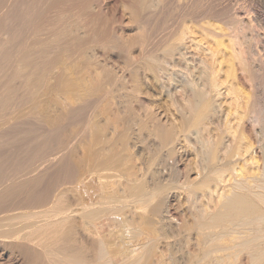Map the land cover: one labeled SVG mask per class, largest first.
Here are the masks:
<instances>
[{
	"label": "rangeland",
	"instance_id": "374dc122",
	"mask_svg": "<svg viewBox=\"0 0 264 264\" xmlns=\"http://www.w3.org/2000/svg\"><path fill=\"white\" fill-rule=\"evenodd\" d=\"M2 1L6 2V0ZM2 1L0 0V5L3 6L4 4L5 9L0 11V19L5 20L11 14V22L13 21V18L14 21L11 23L9 17L7 18L8 21L6 19L3 22L5 23L7 21L5 25L7 24L8 27L10 25H14V28L11 26L10 27L16 30L15 27H17L18 20L15 22L14 14L12 16L11 12L17 10L16 8L18 7L20 8L22 4L24 5V3L18 2L16 0L18 3H12L14 10L10 9V11H12L9 14L7 11H9V8H12L9 6L10 0L6 3H3ZM167 1L92 0L93 8L95 7L93 9L95 22L94 20L92 21L94 24H97L95 25V28H100L101 32L97 30V28L95 29L94 26H91L94 25L91 20L90 22L92 24L89 22L87 23L89 24L88 27H86V23L84 26L83 23L86 20V15L81 13L83 16L80 17L81 14L78 16V12L76 10L74 12L75 15L70 17V21L72 26H76L77 24L79 26V24H82L79 27L84 26L87 28V30L89 27H92L89 29V31H87L85 28L84 29L86 32H90V34L93 31L92 35L98 34L99 36L93 35L91 37L89 34L91 37L90 39L89 35L86 36L85 34L87 37L86 38L83 34L84 32H82L84 31L82 30L83 27L78 28V30L80 29V33L77 32L78 30L68 33V36L65 37L66 40H64L67 41L71 36L68 40L69 42L67 41L69 44L67 43V47H65V41L62 44L64 49L67 50L59 48L58 50L60 51L56 50L57 53H51V56H49V58L46 60L47 66L45 65V69L43 67V70H33L34 73H36L34 74L32 71V74L28 75L32 76V78L29 77L30 79L28 80L24 77H21V79H13L14 75L11 72V70L14 71L12 65L13 57L11 59V56L5 58L0 56V65L3 62V68L0 66L2 75H4L3 73L5 72V74L7 73L5 75L6 77L4 76V78H6L5 80L8 79L10 83L15 81L14 83L10 84V89L13 91L11 90L12 92L9 93H12V96H14L13 102L15 99L17 100H15L14 103L12 102L13 104H10L12 107L8 105L9 107H4L2 110H0L2 113L0 114V127L1 124L3 125V128L6 127L5 129L2 127L0 128V134H2L1 132L4 134H2L3 137H0V147L2 148H0V161H3V158L6 160L9 153H13L15 156L17 154L16 157L19 158L26 157L27 152L36 145L38 146L39 144L49 141L48 143L52 144L53 146L51 152L48 153H55V156L52 158L51 156L53 155L50 154V156L47 153L50 157L46 154V158L44 159L46 160V163L43 165V160L40 169L42 167L44 168L41 170L39 169V171L45 173V171L50 168H48L49 164H47L48 162L50 163V161V166L53 164V166L55 165V168V162H58L59 160L57 155L60 154L59 156H61V154L63 155V152L66 154L67 149L68 152L69 149L73 150L72 155L73 162L75 164L74 166L78 168L76 171V175L78 172L77 177L75 176L76 178L73 180L58 184L55 188L56 191L54 192L55 196L57 197L56 201L63 209H69V214H71L69 218L73 220H69L68 222V219H66L63 224L65 227L62 226V230H60L61 228H58V230L56 229V231H52V233L50 231L38 230L40 227H36V225L33 226V223H45L46 221L44 222L43 220L49 218L47 214H51L54 210V207L52 208V206H49L53 203L45 204L40 207L37 206L16 211V213H13L8 220L0 224V264H208V258L206 256L207 247L205 239H203L207 232L205 230L206 226L204 223V217L206 216L205 214L207 212L209 213V211H211V206L213 203H215L214 197L210 191H213V189L216 188L215 186L217 182L215 178L216 176L212 178L208 173L214 174L216 172L215 175L217 174L218 169L216 170V168L219 167L223 157L226 156L228 151L230 152L234 149V144H230V139L233 137L229 135L227 141V136L224 135L228 134L225 131L223 135L225 138L222 135L216 134L220 131V128L221 133L219 132V134H222V130L224 129L222 128V124L223 127H225V119H223V116L225 115L224 117H226L227 114V106L225 108L224 104H220V101H222L221 98L213 97V100L210 98L209 102L212 101L217 103V101L220 100L218 102L219 104H217L221 107H224V110L222 108V110L220 109L222 112L219 110L220 107L218 105L217 106L219 108H216L214 105L215 103H213L215 108L212 105L209 106V102L206 104L208 105V108L211 107L216 109V111L219 110L220 112H216L211 108L208 110L207 108L208 111L211 112V110H213L214 113H212L213 111L211 113L206 112L207 110L205 111L204 109L201 110L203 112L202 114L201 111L197 113L192 109L191 103L196 101L198 94L196 95V91V93L193 92L194 95H192L193 93L191 92L195 90H191V88L198 90V93L200 92L199 94H201L202 91L204 92L207 90L205 85L206 82L203 84L205 81V76L203 77V73H205V67H201L203 64H205V58H203L204 56L200 49L190 45H188V48H186L187 44H183L177 36L174 38L172 37L179 29V22H176L175 24V11H172L174 10V6L177 7V4H175V0ZM172 1H175V3L173 4ZM202 1L204 2V0ZM213 1L218 4V9H222L221 7L226 3L223 6V10L221 11H228L229 9L230 11L233 10L230 13L233 15L234 12V17L228 13L229 11L227 12L228 15L225 13L226 11L223 12L227 15V20H229L228 16L235 19L238 18L246 25V31L252 30L249 33L244 32L246 35L243 33L245 37L247 35L248 37L252 36V38L249 37L250 41L247 40V37L246 39L245 37L241 38L240 36L239 39L241 40V44L245 43L246 41V43L242 45L244 50L247 51V48H250L247 51L248 53L245 51V58L246 63L250 65V68L252 67V72L255 70H253V68L256 67V69L258 68L257 70L261 69L260 72H258L261 76H264L262 72L264 71V65H261V63L264 64V0H237V2L236 0H205L204 3L207 2L209 5H213ZM220 1L223 3L220 4ZM164 2L167 5H162ZM170 2H172L174 5H172L173 8H168L171 7L169 6L171 5ZM42 3L39 4V8L41 7L42 9H47L46 6L48 4L45 2L43 4ZM16 4H18V6ZM213 6H215L213 10L215 12L217 6L215 4ZM225 6L228 9H225ZM6 7L8 9H6ZM142 7H145L144 11L147 10V12H145V18L147 17V13H151L149 14L150 16H148L150 17L149 20H152L151 22H149V20H146L147 23L145 22V14L142 15L144 13ZM165 7L168 8V11L165 9ZM169 9H172V12ZM3 10L7 11L2 12ZM149 10H151V12H149ZM164 11L165 14L169 13L172 18L170 19L169 15L164 16ZM55 12L57 13V10L51 9L49 10L48 15L50 14V16L54 17ZM138 12L141 14V17L143 16L142 18L144 19H142L140 15H137ZM155 12H157V15L154 14ZM5 13L9 16H4L3 14ZM172 13H174V15ZM219 14L220 11L216 15V19H213L215 16H211V18H205V22L202 19L204 23L207 22V25L201 23V19H198V21L194 20L196 23L191 21L188 24L190 27L191 24H196V26L193 25V28L191 27V29L195 32L197 28L202 26L200 27V31H202L205 30L203 26L207 27L210 25L212 27L213 23L216 22V25H219L222 21L221 18H223L222 16L219 17ZM246 14L249 15L248 18L251 16L252 19L250 18L248 20V18H246ZM241 15L242 17H240ZM1 16H3V18ZM167 16L168 18H166ZM160 18H163L162 20L166 22V24L168 19L171 22L173 21V23L169 22L170 24H167L168 26L170 25L169 29H166L168 26L166 24L164 25V22L161 21ZM165 18L167 19L166 21L164 20ZM208 18L212 19L213 23L210 19V21H206ZM217 19L218 21H214ZM63 20L61 21L62 24L65 22H63ZM153 21L155 23L157 22V26L160 23V25H164L166 28L164 29V26L159 25V30V27L157 28V26H154L155 23H153ZM199 21L201 24L198 27ZM223 21L220 25H223L224 27V24L226 26V22L224 21L225 23L223 24ZM249 21L254 22L252 26L250 25ZM43 24L44 22L42 25ZM145 24H149L147 27H150L152 24L151 28H156H147L145 27ZM227 25H229L228 21ZM247 25L249 27L251 26L252 28L250 27V29H247ZM25 26L27 27V25H23V27ZM28 26L30 25L28 24ZM45 26L43 25V28H45ZM10 27L7 28V31L3 30L4 33L1 31L0 51L11 49L9 52H13L12 48H10V44L12 43L11 41L13 40L11 38V41L9 40V34L11 30ZM144 27L145 29H143ZM211 27H207L206 30ZM228 27L229 26L224 28L227 29ZM260 28L262 29L260 30ZM31 29V26L29 29L28 27L23 29L25 33L24 35L27 37L25 38L26 41L29 40L27 43L32 41V39L31 41L29 39L33 37V34L30 31ZM146 29H150L152 32L149 31L148 33V31L146 32ZM157 29L161 33L157 32ZM105 30L106 32L104 33ZM154 30L156 33L154 32V35L150 37ZM253 30L257 34H254ZM12 31L13 30H11V32ZM26 31L28 32L26 33ZM44 31H47V34L45 35L44 32V35L42 34L41 36L46 38L50 35V33L48 34V29L46 28ZM162 31H164L166 34L169 33L168 36L170 35V39L173 38L174 41L171 39L172 42H169L170 39L168 40V38H165L168 36ZM200 31L199 35H201L203 32ZM7 32L9 34H7ZM13 33L14 32L11 33V37ZM2 34L9 36L5 37L7 38L6 41L4 40L5 38H2L4 37ZM158 34H161L159 35L161 40ZM78 35L82 36L83 38L85 37L86 39L84 38V40L86 41H81L83 39L82 37L80 39ZM162 35L165 36L162 37ZM184 36L185 35H183V37ZM77 37L80 39L81 43L83 42L82 44L77 43L80 42ZM74 38H77V41H75ZM145 38L147 39L144 40ZM163 38L166 40L164 39L163 41ZM153 40H157L155 47H153V43L151 44V42H155ZM175 40L178 42L180 41V43L178 44V42H175ZM257 40L258 42H256ZM9 41L11 43H9ZM248 42L252 43L253 46L251 44H247ZM14 43L11 45V47H14ZM158 43L162 44L158 45ZM162 45H166V48ZM180 45L183 46L181 47ZM160 46L161 48L163 47V49H161ZM179 46L181 47L180 50L182 49L186 52L183 51L179 53ZM150 47L152 49L156 48L154 49L156 52L152 51ZM189 47H192L195 50L197 49L198 51H193L192 48L190 49ZM158 48L159 50H157ZM148 49L151 50L149 54H147L149 59L153 60L152 57H154V61H152L153 64L150 62L148 57H146V53H148L146 51H149ZM188 49L190 52H193L192 58V55H189L191 53ZM188 52L189 54H187ZM251 52L254 55H251ZM153 53L155 55H153ZM255 54H257V57ZM50 57H52V60H49ZM186 58L188 59L189 64L187 63ZM196 58L197 61L194 60ZM53 59H55L54 62ZM192 59L194 60V63H192L194 66L190 65L193 61ZM3 60H5L7 63L11 61V67H9L10 63L7 64ZM48 61H52L53 63L50 62V65H48ZM200 63L202 65H200ZM6 64L8 65V68L4 66ZM237 64L234 65L235 68ZM195 66L199 67L195 68L196 71L192 68ZM5 68L7 71H4L6 70ZM30 68L23 66L22 71L25 70L28 74L29 71L32 70V68ZM233 68L229 70L232 71ZM238 68H241L240 65ZM238 68L233 70V73L237 71L236 75L234 74V76L229 70V73L227 72V75L231 74L228 77L229 79H231V76L236 77L235 80L232 77V81L243 79L246 75ZM198 69H202L203 72L201 71L202 73L199 74L200 71L197 72ZM224 69L226 70L227 68ZM240 71H242V74L239 73ZM9 72H11L10 75H8ZM194 73H196V75L199 74L202 76L200 77L198 75L200 79L204 78L203 80H199L198 84L197 81L199 78L198 76L196 77ZM224 73L226 72L224 71ZM254 73L255 75L257 74V76H259L257 72ZM23 74L26 75L24 72ZM2 75L0 72V76L2 77V79H0L4 80ZM12 75L13 77L11 80V77L9 76ZM224 75L223 78L225 79L226 75ZM190 80H194L196 83L194 81L189 82ZM4 81L0 82V88L2 84L8 82ZM25 81H27L28 84ZM24 83H26L27 86H25ZM185 83L190 87V89L184 85ZM180 84L185 87L181 86ZM194 84L195 86L200 85V89L202 88V85H205L204 89L206 90L202 89L201 91L198 89V86L197 88L194 87ZM29 85L32 86L30 87ZM17 87L21 91L17 90ZM247 87L249 88V86H246L245 88L247 89ZM28 89L29 91L27 92ZM247 91L249 92L248 89ZM212 102H210V104H212ZM84 106H86L84 114L82 113L75 123H66V125L64 123L65 129L63 127L59 138L62 137L64 139L65 136L64 140L69 141L63 144H66L65 146L69 147H66V149H64L65 151L63 152L56 153L55 151L58 150L55 149H59V147L56 148L58 144L57 142L55 143L50 139L52 138L51 135L54 136V134H57V132L52 130L53 127L49 126L51 123L47 122L51 120V117L56 119V117H59L60 115L68 114L69 111L72 110L71 108L78 109ZM4 109H8L9 111L6 112L7 110ZM3 110L7 113L6 115ZM191 110L193 113H190ZM204 112L205 114L209 115L204 116ZM194 113H196L195 115L197 118ZM215 113H218L217 117H220L221 115L222 116L217 119ZM10 114H12L13 117ZM199 114H202L201 116L204 118H202ZM206 116L209 119L205 118ZM194 117L196 119L200 118L201 122L199 123L200 120L198 121ZM10 118L12 119V121H10L11 125L9 124ZM193 118L195 119L194 121H196L194 123ZM219 119H221V121ZM222 119L224 120L223 123ZM13 120L15 123H13ZM189 120H192V122H189ZM210 120L213 122V124H211L212 122L209 123ZM7 121L8 123L6 124ZM21 122H24L23 124H25V127H23ZM262 123V125H264V121H262ZM15 124L18 126L15 127ZM195 124H197L198 127ZM193 125L194 127H191ZM28 126L31 127L28 128ZM241 127L242 126H239L240 129L237 128V133H239ZM9 128L17 129V134L15 133V135H17V138H19V140L16 138L18 143L15 142V146L12 145L11 147H9V144L5 143L7 142V139L4 137L8 131H11ZM26 128H28L27 130H29L31 133L27 131ZM218 128L219 131H217ZM1 129H3V131H1ZM50 129L54 132V134H51L52 131ZM245 129L248 136L250 134L249 139L251 138L252 141H255L252 136L253 132H250V128L247 126ZM245 129H243L244 132ZM167 130L168 132H173L171 133L173 137L168 135V139L165 138ZM77 131L80 133V135ZM33 132L36 134H32ZM76 132L78 134H73ZM165 132L166 134L163 136L162 134ZM246 133L245 135H247ZM170 136L171 138H169ZM220 137L223 139H220ZM222 141L226 144L227 142H230L228 143L229 145H227L229 146V148L227 147L229 150L227 151L225 148V150L223 149L222 151L223 153L221 150L226 145L223 144ZM232 142L234 143V140ZM4 144L9 146H3ZM13 149L16 151H12ZM16 152H19V155ZM21 155L23 157H21ZM47 157L49 158L47 159ZM52 160L54 163H52ZM217 160L219 161L218 164H216L218 162ZM207 164L210 166H207ZM205 165L208 167L206 170ZM199 167L202 168V170H198L200 169ZM44 169L46 170L43 171ZM50 169L46 171V174H49L48 172L53 173L54 170L52 171V169ZM213 169L215 172L212 171ZM196 171L203 173L199 174ZM203 174H208L209 178ZM203 182H207V184L210 185V189H207L209 185L207 186L206 183ZM55 196H53V200H55ZM84 201H93L95 203V209H98V214L94 219L88 221L85 225L83 223L82 225L84 226H82L80 225L82 223L81 220L86 222V219H84L80 214V209L83 208L82 206ZM207 204L211 205H208L210 208L209 211H207ZM216 206L217 205L214 207ZM80 216L82 219H79ZM39 220L40 223H37ZM79 221L80 223H78ZM35 229L40 231V234ZM44 232L47 233L45 234ZM36 256H38V258ZM78 257H80V260Z\"/></svg>",
	"mask_w": 264,
	"mask_h": 264
},
{
	"label": "bare ground",
	"instance_id": "6f19581e",
	"mask_svg": "<svg viewBox=\"0 0 264 264\" xmlns=\"http://www.w3.org/2000/svg\"><path fill=\"white\" fill-rule=\"evenodd\" d=\"M7 1H9V0H6V2ZM17 1L24 3V5L21 3L23 6L20 4L21 5L20 8L19 7L18 8L15 7L17 10H15L16 12L13 11V12H15V13H13V12H11L12 10L10 11V9L14 10V8H13L14 6L12 7V3L14 4V2L16 3ZM17 1L16 0L15 1L12 0V2H11V0H10L9 6H11L12 8H9V6H8L9 9L7 7H6V9H8L9 11H7V10H3L2 11V12L7 11V13H9V14L11 12L12 16L14 14L15 22H17L16 20H18L17 27H15L16 30L12 29V28H14V25L13 26L10 25L12 28L9 26L11 28V30H13L12 32H14L12 34V37H11V33H12L11 30H10V34L7 32V34H9V36H10L9 37L7 35L9 37V40L10 41H11V39L13 40V41H11L12 43L9 41V43H11L10 44V48H12L13 52H9V50L11 51V49H5V50L1 49L2 51H0V56H2L4 58L11 56V59H12V57H13V59H12L13 61L11 59H9V60L12 61V65H13V68H14V71L11 70L12 74L14 75V77H13V75L9 76V77H11V80H12V77H13V79L14 78H20L21 79V77H24L27 80L30 79L29 77L32 78V76H28V75H31L32 73H34L33 70H35V71L36 70L39 71L41 69L43 70V67L45 69V65L47 66V64H46L47 61L46 60L49 58V56H51L50 55L51 53L52 54L57 53V51H60V50H58L59 48L60 49L61 48L64 49L62 44L66 40L65 37L68 36V33H72L74 30L76 31V30H78V28H82L83 27L82 30H84V31H82V30L81 31L84 32L83 33L84 36H85V34H86V36H88L90 34V32H86L85 31V29L87 30L86 27H88V25H89L87 23H89L90 20H91L92 23H93L92 20H94V22H95V15H94V11H93V9L95 7L93 8L92 0H29V1H27V0H17ZM25 1H26V3H25ZM175 1H176V3H175ZM175 1L174 2L172 1V2H173V4L174 3L177 4V7L174 6L172 4V2H170L171 5H169V6H171V7H168V8H173V6H174V10H172V9L171 10L173 12L175 11V15H174V13H172V14L175 16V18L174 17L173 18L176 21L174 19L173 20L175 21V24H176V22H179V24H178L179 25L178 26L179 29L176 26V28L178 29L176 31L177 33H175L174 36H172V35L171 36L173 38L177 36L178 39L183 44H187L186 48H188V45H190V46H194V47L200 49L202 51L203 56H204L203 58H205L204 59L205 60L204 61L205 64L202 65L200 63V65H202L201 67H203V66L205 67V68L203 67L204 68V72H205V73H203L204 74L203 77L205 76V81L203 82V84L206 82L205 85H206L207 90L204 89L205 85L204 86L202 85L201 89L199 87L200 85L199 86L197 85L199 80H203L204 79V78H202V79L199 78V76H200L199 74L203 72L202 71L203 68L200 69V70L198 69L197 72L200 71L199 74H198L199 76L196 75V73H194L196 75V77L198 76V78H199L196 85L198 86V89H200L201 91H202V89H204L206 91H204V92L202 91L201 94H199L200 92L198 93V90L191 88V90H195V91H192L191 93H193V92L196 93V91H197L196 95L198 94L196 101L191 103L192 109H193V111L195 110V112H197V113H199V111L204 110V109L206 111L207 108H208V105H206V104H208L210 98H212L211 100H213V97L214 98L215 97L216 98H221L222 101L218 100L217 103L220 101L221 102L220 104H224L225 108L227 106V108H226L227 109V112H226L227 114L225 112H223V113L226 114V117H224L225 115L223 116V119H225V121L222 119V123L224 121L225 127H223V124L221 122H219V123L222 124V128H224L225 130L223 129L222 130V134H219V132L221 133V128H220V131H219V128H218L217 131H219V132L216 133V134L223 136L224 133L226 132L228 134V135H226V134L224 135V136H227L226 140L228 139L229 135L234 138V139L231 138V139L234 140V143L232 142L233 140H231V139H230L231 143L227 142V144L223 143V141H222V143L225 144L226 146L223 145L224 148H222L221 152L223 151V149L225 150V148L226 149H227V147L229 148V146H227V145H229L228 143H230L232 145L234 144V146H233L234 149L231 150L230 152L228 151L229 149H227L228 153L221 160V163L219 164V167L216 168V170L218 169V172H217L216 175H215L216 172L214 171L215 167L212 170V171L215 172L214 174L208 173L210 175V177H212V178H214V176H216L215 177L216 181H217L216 182V186H215L216 188L213 187L215 189H213V191L211 190L212 192L210 191V193L214 197L215 203L217 202L216 204L213 203L214 206L217 205L216 206L217 208L214 207L213 204H212V206L210 204H207V208H208L207 211L210 210L208 205H210L213 210L211 209V211H209V213L207 212L205 214L206 216L204 217V223H205V226H206L205 230L207 232L205 231L206 234L204 235L205 237H203V239H205V243H206V247H207V249H206V253H207L206 256L208 258V262L207 263L208 264H264V125H262L263 124L262 121H264V76L263 75L261 76L259 74L261 69L257 70L258 68L256 69V67L253 68V70L255 69L254 72H257L259 74V76H257V74L255 75V73L252 72V69H251L252 67L250 68V65H248L246 63V58H245V54H246L245 51L246 50H244L243 49L244 47L242 46V45H244L246 43V41H245V43L241 44V40L239 39L240 36H241V38L245 37L246 33H244V32L249 33L252 30L246 31L245 30L246 29V25L240 19L233 18L234 15H235L234 12H233V15L230 13L233 10L230 11V9H229L228 10L229 12L227 10L221 11V10H223V8H224L223 6L226 3L221 7L222 9H220V8L218 9V6H217L218 4H216V2L213 1L214 4L217 6V9H218V10L216 9L218 12L216 10L214 12L213 11L214 8H215V6H213L214 4L213 5L212 4L209 5L207 2H206L207 3L206 4V3H204L205 0H204V2L202 0H175ZM6 2H3V3H6ZM42 2L43 3L45 2L46 4H48L46 6L47 9H42L41 7L39 8V4L42 3ZM160 2H162V1H160ZM213 2H211V3H213ZM236 2H237V0H236ZM10 3H11V5H10ZM158 3H159V1H158ZM219 3L221 4L223 2L220 1ZM16 5L18 6V4H16ZM162 5L165 6L167 4H165V2H164V4H162ZM3 6H4V4H3ZM3 6H1V7H3ZM41 6H43V5H41ZM175 7H176V9H175ZM142 8H143V11H144L145 7H142ZM168 8L165 7V9H167V11H168ZM2 9H5V6L3 8H1L0 11ZM51 9L57 10V13L56 12H55L56 14L54 13V15H55L54 17L50 16V14L48 15L49 10H51ZM225 9H228V8L226 7ZM75 10L78 12V14H77L78 16L81 13L85 14L87 16L86 17L84 15L86 20H88V21L85 20L86 22L84 21V23H83L84 26H85V23H86V27H84V26L79 27L82 24H79V26H78V24L76 26H72L71 21H70V17L75 15L74 14ZM137 11H139V10H137ZM219 11H220V14L218 16L219 17H221V16L223 17V18H221L222 21L224 19V21L226 22V26H225V24H224L225 22L223 21L224 27L229 26L227 28L228 30L225 29L223 27V25L222 26L220 25L221 22H222L220 18H219V20L221 22H220L219 25L221 27L219 25H216L217 22L213 23V20L210 19L211 16L212 17L215 16L213 19H216L217 18L216 15L219 13ZM145 12H147V10L144 11V13L142 14V15L145 14L144 18L146 16ZM149 12H151V10H149ZM223 12H225L226 14L228 12V13L231 14V16H233V17L228 16L230 21L227 20V15L228 14L226 15ZM156 13L157 12H155L154 14H156ZM163 13L165 14V11ZM82 14L80 15V17L83 16ZM149 14H151V13H149ZM149 14L147 13V17L145 18V22H146V20L148 21L150 19V17H148V16H150ZM236 14H238V13H236ZM3 15L4 16L5 15L9 16L6 13L3 14ZM137 15H140V17H141V14H139V12H138ZM166 15H169V13L165 14L164 16H166ZM10 16H11V14H10ZM164 16H163V18H164ZM169 16H170V19H171L172 18L171 15H169ZM243 16H244V14H243ZM248 16L249 15H247L246 18H248ZM1 17L3 18V16H1ZM9 17H7V18H9ZM16 17H17V19H16ZM207 17H210V18H208L206 21H210L211 20V22L213 23V26H212L213 28L209 25L207 27H211L212 29L209 28L208 30H206L207 27L203 26L205 30H202L203 31L202 32V31H200L201 30L200 27H202V26H200V24L204 23L205 22L204 19L207 18ZM240 17H242V15ZM11 18L12 17H10V19H9L10 22L12 20ZM144 18H142V19H144ZM155 18H157V17H155ZM166 18H168V16ZM166 18L164 19L165 21L167 20ZM250 18H251V16H250ZM250 18H248V20ZM162 19H161V21H163ZM198 19L199 20L203 19L204 22H203V20H202L201 23L199 21L198 27L200 26L199 27L200 29L197 28L196 32H195V31H193L191 29V27L193 28L194 26H196V24H194V23H196V22H194V20L198 21ZM225 19L228 21L229 25H227V21ZM244 19H242V20H244ZM5 20H1L0 19V21H1L0 22V34H1V31L4 33L3 30L7 31V28H9L7 26V24L5 25V23L8 21V19L4 23L3 21H5ZM62 20H63V22L65 21L63 24L61 23ZM154 20H157V19H154ZM13 21H14V18H13ZM151 21L152 20H149V22H151ZM167 21H168L167 24L169 22H171V21H169V19ZM191 21L194 22L193 23L194 26L190 23L191 24V27H190L188 23L191 22ZM214 21H218V19L214 20ZM15 22H14V24H15ZM43 22H44L43 25L44 26L46 25L45 28L48 29V34L50 33V35L48 37H46V38H43L44 36L43 37L41 36L42 34L44 35V32H45L44 31L45 28H43V25H42ZM251 22H250V25L252 26V24L254 22H252V23ZM153 23H155V22L153 21ZM156 23H155V25L154 24L153 25L157 26ZM160 23H159V25H160ZM171 23H173V21ZM212 23H211V25H212ZM28 24L32 28L30 31L32 32L33 37L30 36L31 38H29V36L27 35L28 38L30 39V41L32 39L31 42L27 43V41H29V40L26 41L25 38H27V37H26V35H24L25 33H24L23 29L24 28L26 29L27 27L29 29L30 26H28ZM163 24L165 25L166 22H164ZM204 24L207 25V22L204 23ZM204 24H202V25H204ZM208 24H209V22H208ZM23 25H27V27L26 26L23 27ZM95 25H97V24H94V25H91V26L92 27L94 26V28H95ZM148 25L149 24H147L145 27H147ZM159 25L157 26V28L159 27ZM164 25H160V26H164ZM172 25H171V27H172ZM142 26H143V24H142ZM151 26H152V24L150 25V27H147V28H150V29H155L156 28V27L155 28H153V27L151 28ZM145 27L143 29H145ZM250 27L248 26L247 29H250ZM254 27H257V26H254ZM91 28L89 27L87 31H89V29H91ZM163 28L165 29L166 26H164ZM169 28H170V25L166 29H169ZM258 28H259V26H258ZM150 29H146V32L147 31H148V33H149V31L152 32V30H150ZM261 29L262 28H260V30ZM97 30H99L101 32L100 28L99 29L97 28ZM159 30H160V27H159ZM254 30H255V28H254ZM254 30H253V32H254ZM79 31H80V29L77 32H79ZM164 31H166V30H164ZM164 31H162V32H164ZM199 31L202 32V34L200 33L201 35H199ZM205 31H209V32H205ZM27 32L28 31H26V33ZM46 32H45V35L47 34ZM105 32H106V30L104 31V33ZM146 32H145V34H146ZM154 32H155V30L153 31V34L150 35V37L152 35H154ZM157 32H159L158 29H157ZM92 33H93V31L90 34L91 37L93 35H95V34L92 35ZM159 33H161V32H159ZM145 34H144V36H145ZM168 34L169 33H167V34L165 33V35H167V36H168ZM172 34H174V33H172ZM241 34H243V35H241ZM251 34H253V33H251ZM251 34H249V35H251ZM254 34H257V33L254 32ZM2 35L4 36V37L1 36L2 38L7 37L4 34H2ZM90 35H89V37H90ZM102 35H103V30H102ZM159 35H161V34H158V36ZM183 35H185V36L183 37ZM258 35H259V33H258ZM95 36H99V35L97 34ZM147 36H149V35H147ZM164 36L162 35V37H164ZM169 36L165 37V38H168V40H169L170 39ZM79 37L81 39L82 36H79ZM91 37H90V39H91ZM150 37H149V39H150ZM246 37L245 38L248 41H250L249 40L250 36L248 37V35H247ZM69 38H68V40H69ZM77 38L76 39L74 38L75 41H77ZM84 38L82 37L83 40H81V41L85 42L86 40H84ZM154 38H152V39H154ZM165 38H163V41H164ZM173 38H171V39L174 41ZM250 38H252V36ZM6 39L7 38H5L4 40L6 41ZM80 39H79V41H80ZM146 39L147 38H145L144 40H146ZM171 39L169 40V42H172ZM175 39H177V38H175ZM246 39H244V40H246ZM254 39H255V37H254ZM160 40H161V37H160ZM258 40L256 42H258ZM0 41H1V38H0ZM67 41H65V44H66L65 47H67V43L69 42V41L68 42ZM81 41L77 42V43H81ZM153 41H155V40H153ZM163 41H162V43H163ZM180 41L178 42V41L175 40V42H178V44L180 43ZM260 41H261V39H260ZM147 42H148V40H147ZM156 42H157V40L155 42H151V44L153 43V47H155V43ZM158 42H159V39H158ZM13 43L15 44L14 45L15 48L13 46L11 47V45ZM161 44L158 43V45H161ZM247 44H251L252 45V43H249V42ZM168 46H169V43H168ZM180 46L178 47L179 48V53L185 51V50H182V49H181L182 50L181 51L180 48L183 45L181 47ZM163 47L166 48V45L163 46ZM163 47L161 48V46H160L161 49H163ZM189 48L191 49L192 47H189ZM255 48H256V46H255ZM154 49H156V48H154ZM154 49L151 48L152 51H154ZM249 49L247 48V51ZM64 50H67V49H64ZM151 50L146 51L148 53L145 52L146 53V57H148L147 54H149V52ZM157 50H159V48ZM192 50L194 51L195 49L192 48ZM154 52H156V51H154ZM189 52H190V50H189ZM189 52L187 54H189ZM256 52H258V51H256ZM64 53H65V51H64ZM190 53L191 54H189V55H192L191 56V58H192L193 57V54H192L193 52H190ZM202 54H201V56H202ZM250 54L254 55V54H252V52ZM153 55H155V54L153 53ZM256 55L257 54H255V56ZM150 56H151V53H150ZM183 56H184V54H183ZM52 57H50L49 60H52ZM152 58H153V60L152 59L150 60L149 57H148V59L150 60L151 63H152V61H154V57H152ZM184 59H185V57H184ZM54 60L55 59H53V62H54ZM186 60H187V63H188V59L187 58H186ZM186 60H184V61H186ZM194 60L197 61V58L194 59ZM194 60L191 62L190 65H192V63H194ZM3 61H5V60H3ZM11 61L8 62V63L5 61V63H7V64L10 63L9 67H11ZM50 62L53 63L52 61H48V65H50L49 64ZM189 62H190V60H189ZM2 64H3V62H2ZM2 64L0 65L1 67L3 66ZM7 64L4 65V66H6V68H8ZM235 64H237L236 68H238L239 65H240L241 68H238V69L242 70L246 75L244 76L243 79H240V80L236 79L237 81H232L231 80L232 77L234 76V74L236 75V73H237V71H235L233 73V70H236V68L234 67ZM261 65H264V64L261 63ZM23 66H26L28 68L31 67L32 70H30L31 69L30 68L29 69L30 71L27 74V72H26L27 68H26V71L25 70L22 71ZM192 66H194V65H192ZM251 66H254V65H251ZM175 67H177V66H175ZM197 67L195 66V67H192V68L195 70V68H197ZM13 68H10V69H13ZM224 68H227V69L225 70ZM232 68H233L232 71L229 70V69H232ZM10 69H9V71H10ZM50 69H52V68H50ZM2 70H4V69H2ZM46 70H47V68H46ZM228 70L230 72H232L231 74L233 76L230 77L231 79L228 78L231 75V74L227 75L229 73ZM4 71H7V69L4 70ZM48 71H46V72H48ZM224 71L226 73H224ZM242 71H240L239 73L242 74ZM0 72H1V75H2L1 69H0ZM11 72H9L8 75H10ZM23 72L26 73V75H24ZM222 72H223V75L224 74L226 75L225 79L223 78ZM262 72L264 74V71H262ZM3 74L4 75H2V76L4 78V76L7 73L5 74V72H4ZM40 74H41V72H40ZM178 74H179V72H178ZM33 76H35V75H33ZM200 77H202V76H200ZM0 78L2 79L1 76H0ZM235 78L236 77H233L234 80H235ZM5 79L6 78H4V80ZM4 80H1V81L3 82ZM5 81L7 82L8 79L5 80ZM191 81H194V80H190L189 82H191ZM14 82L15 81H13L12 83H14ZM25 82H27V81H25ZM30 82H32V81H30ZM12 83H10V81H8L7 83H4V84L1 85V88H0V110H2L4 107H6V108L9 107V106L12 107V105H10V104L13 102L14 96H12V93H9V92L13 91L12 89H10V86H11L10 84H12ZM186 83L184 85L189 87ZM24 84H25V86H27L28 82H27V84L26 83H24ZM19 86H21V85H19ZM29 86L31 87L32 85H29ZM181 86H183V85H181ZM193 86L197 88V86H195V84ZM246 86H249V88H251V89H249L247 87L249 92L245 88ZM183 87H185V86H183ZM19 88H21V87H19ZM189 89H190V87H189ZM17 90H20V89H18V87H17ZM250 90H251V92H250ZM28 91H29V89L27 90V92ZM3 92H4V94H3ZM17 93H18V91H17ZM194 93L192 95H194ZM23 94H24V92H23ZM25 95H26V93H25ZM25 97H27V96H25ZM15 100H14V102H15ZM210 102H212V101H210ZM210 102H209V106H211V105L214 106L215 105L216 108L220 107L219 110L221 108L222 109L224 108V107H221L220 105H218L219 103L217 104L216 102H212V104H210ZM19 103H20V101H19ZM213 103H215V104L213 105ZM215 106H214V108H215ZM85 108H86V106H84L82 108H78V109L77 108L76 109L71 108L72 110L69 111L68 114L60 115L59 117H56V119H53L51 117V120H49V122H47V123H51V125H49V126L53 127L52 130H55L57 132V134H54V132L50 129L52 131L51 134H54V136L51 135L52 138L50 140H53L55 143L57 142L58 145L56 146V148L59 147V149H55V150H58V151H55L56 153L63 152V151H65L64 149H66V147H69V146H65L66 144H63V143H66V142L69 141V140H67V141L64 140L65 136H64V139L62 137L59 138V135H61V133H62V129L64 127V123H65V125H66V123H68V124L75 123L78 120V117H80L82 115V113L84 114ZM210 108H208V110ZM8 109H4V110H7L6 112H8L10 110V109L9 110ZM188 109H190V108H188ZM211 109H213V108H211ZM68 110H70V109H68ZM208 110L206 112H210ZM213 110L216 111V109H213ZM213 110H211V112ZM219 110H217V111L220 112L221 110L220 111ZM193 111L191 110L190 113H193ZM214 111L212 113H214ZM6 112H5V115L7 114ZM11 112H12V110H11ZM201 113L203 114L202 111H201ZM0 114H2V113L0 112ZM195 114L196 113H194V115ZM202 114H199V115L201 116ZM217 114H216V117H217ZM10 115L12 116V114H10ZM205 115L208 116L209 114H205V112H204V116ZM207 116L205 118H207ZM212 116H213V114H212ZM220 117H217V119L220 118ZM191 118H189V119H191ZM194 118H193V123L196 122L194 120L197 118V116H196L195 119ZM202 118H204V117H202ZM207 119H209V118H207ZM196 120L199 121L200 118L196 119ZM211 120H210L209 123H211L213 121V120L212 121ZM219 120L221 121V119H219ZM10 121H12L11 118L9 119V124L11 125ZM190 121L192 122V120H189V122ZM28 122H31V121H28ZM200 122H201V120L199 121V123ZM7 123H8V121L6 122V124ZM13 123H15V121ZM193 123H190V124H193ZM219 123H218V125H219ZM211 124H213V122ZM195 125L197 126V124H195ZM2 126L3 125L1 124V127ZM14 126L16 127L18 125L15 124ZM215 126H217V125H215ZM239 126H242L241 130H239L240 129ZM247 126L250 128V130H251L250 132L251 133L253 132L252 136L255 139V141H252L251 138L249 139L250 134L248 136V134L246 133V129H245ZM10 127H12V126H10ZM23 127H25V124H23ZM30 127L28 126V128H30ZM191 127H194V125L191 126ZM235 127H236V129H235ZM5 128H3V129H5ZM28 128H26V130ZM237 128H239L238 129L239 133L236 132ZM3 129H1V131H3ZM13 129H15V128H13ZM13 129L11 128L10 129L11 131L10 132L8 131L7 133L4 131L6 133V135L4 137L7 139V142H5V143L9 144L10 146L7 145L9 147H11L12 145H14L15 142H17V140H16L17 135H15V133L17 132L16 131L17 129H15V130H13ZM64 129H65V127H64ZM243 129H245V132H244ZM23 130L25 131L24 128H23ZM196 130H197V128H196ZM27 131H29V130H27ZM170 131H171V129H170ZM77 132L73 133V134H78L79 132L78 133ZM1 133L3 134V132H1ZM171 133H173V132H168V130H167V134L165 132L162 135L165 136V134H166L165 138L168 139L167 136L168 135L172 136ZM209 133H211V132H209ZM245 133L247 135H245ZM2 134H0V135H2ZM32 134H36V133L33 132ZM3 135L0 136V137H3ZM67 135H69V134H67ZM79 135H80V133H79ZM34 136H37V135H34ZM171 136L169 138H171ZM221 137H220V139H223ZM17 139L19 140V138H17ZM60 139L61 140L63 139L64 141L62 140L63 141L62 142ZM28 141H30V140H28ZM48 142L43 143V144H39L38 146L36 145L34 148L29 150L28 152L26 150L27 154L24 153V154H26V157H23L22 155H21V157H23V158L16 157L17 156L16 153H18V155H19V152L15 153L16 156L13 155V153H11V154L9 153L8 156L5 155V156H7L6 160H4V158H3V161H0V224L2 222H4V221L8 220L13 213L14 214L16 213V211L23 210V209H26V208L37 207V206L40 207V206H43L45 204H51V203H53V204L49 205V206L50 207L52 206V208L54 207V210L52 211L51 214L50 213H48L49 215L47 214V216H49V218L46 217L48 219L43 220L44 222L45 221L46 222L42 223V224L33 223V226L36 225V227H40V228H38V230L55 232L56 229L58 230V228L60 229L62 226L65 227V225H63V224L66 221V219H68L67 220L68 222H69V220H71V221L73 220V219L69 218L70 215H71V214H69V209H66V208L63 209L61 207V205L56 201L57 197L55 196V193H54L56 191L55 188H56V186L58 184L66 182V181L73 180L78 175V172H77V175H76V171L78 170V168L74 166L75 164L73 162V155H72L73 154V150L69 149V152H68V149H67V153L66 154H65V152H63V155L61 154L62 157L59 156L60 154L57 155L59 157V160H58V162H55L56 163V167L55 168H54L55 165L53 166V164L50 166L51 161H50V163L47 161L48 162L47 164H49L48 168L49 167L51 168L53 166L51 169H52V171L54 170L53 173L51 172L52 174L50 172H48L50 174L49 175V174H46V171H48L50 168L47 169L46 165H45V167H46L47 170L46 169L43 170V171L46 170L45 173L42 172V171H39L40 167L42 166L41 164H42L43 160L46 158V154L48 152H51V150H52V146L53 145L48 143ZM60 144H61L62 148H61ZM232 145H230V146H232ZM3 146H6V145L4 144ZM3 149H4V147H3ZM28 149H30V148H28ZM12 151H16V150L13 149ZM12 151H10V152H12ZM21 152H23V151H21ZM50 154H52V153H50ZM52 155L53 156H51V155L50 156L53 158L55 156V153L52 154ZM0 156H1V154H0ZM49 157H47V159ZM49 160H51V159H49ZM45 161L46 160H44L43 165H44V163H46ZM52 163H54V161ZM218 163H219V161L216 164H218ZM207 166H210V165L207 164ZM207 166L205 167V170L208 168ZM212 167H213V165H212ZM212 167H209V168H212ZM42 168H44V167H42ZM203 168H204V166H203ZM198 170H202V168H200ZM196 172L199 173V171H196ZM200 173L202 174L203 172H200ZM203 175L205 176L206 174H203ZM207 175H206V177L209 178V175L208 176ZM206 177H205V179H206ZM203 183H206L207 186L209 185V184H207V182H203ZM212 186H214V185H212ZM207 189H210V185L207 187ZM53 196H55V200L52 199V198H54ZM203 196H204V194H203ZM208 203H209V201H208ZM94 204L95 203L93 201H89V202H85L84 201L83 202V206L81 205L83 208L80 209V211H81L80 214L82 215V217L84 219H86V222L81 220L82 223L80 225H82L83 223L85 225L88 221H91L92 219H94L97 216L98 209L97 210L95 209V205ZM71 217H73V216H71ZM80 217H79V219H82V217L81 218ZM77 220H78V218H77ZM37 223H40V220L37 221ZM78 223H80V221ZM66 224H67V222H66ZM84 225H82V226H84ZM35 230H37V229H35ZM38 230H37V232H39V234H40V231H38ZM60 230H62V228ZM44 233L46 234L47 232H44ZM23 246H25V245H23ZM204 246H205V244H204ZM20 248H22V247H20ZM206 256H205V258H206ZM36 257L38 258V256H36ZM80 257H78L79 260H80ZM65 262H67V261H65ZM34 263H35V261H34Z\"/></svg>",
	"mask_w": 264,
	"mask_h": 264
}]
</instances>
